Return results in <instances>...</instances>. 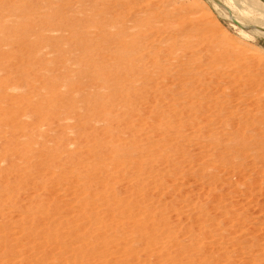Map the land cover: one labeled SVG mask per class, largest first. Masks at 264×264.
Instances as JSON below:
<instances>
[{
  "label": "rangeland",
  "instance_id": "rangeland-1",
  "mask_svg": "<svg viewBox=\"0 0 264 264\" xmlns=\"http://www.w3.org/2000/svg\"><path fill=\"white\" fill-rule=\"evenodd\" d=\"M129 1L0 0V264H264V0Z\"/></svg>",
  "mask_w": 264,
  "mask_h": 264
},
{
  "label": "bare ground",
  "instance_id": "bare-ground-1",
  "mask_svg": "<svg viewBox=\"0 0 264 264\" xmlns=\"http://www.w3.org/2000/svg\"><path fill=\"white\" fill-rule=\"evenodd\" d=\"M139 4H141L140 0H131L129 2H126L125 4L121 3V7L130 8L132 10L131 11L132 12L131 16L133 17V21H138L139 24L151 25V27L155 31V33H153V38H156L157 36H159V40L158 41H156L155 39L154 40L159 45H163L164 44L166 46V48L164 49V53H170V52L172 53L175 50H185V49H187V46H188V42L187 41H183L182 43H178L177 42V38L175 37L177 34L174 33L173 31L167 30L165 28V26H161V24H164V23L167 22L163 17H161L160 15H157L155 13H151V14H148V15H145V16L141 17V15H139V14L143 13L145 10L149 9L150 8V4H147V3L144 4V5H139ZM112 8L114 9V7H112ZM113 9H112V11H113ZM157 43H155V44L158 46ZM215 80L211 81L210 83H212L216 87H220V85H221L220 81L217 80L218 82H216ZM222 83H223V81H222ZM216 89L218 90V88H216ZM231 99H234V98H230V100L228 99L226 104L228 102L231 104ZM225 111H227V109Z\"/></svg>",
  "mask_w": 264,
  "mask_h": 264
}]
</instances>
